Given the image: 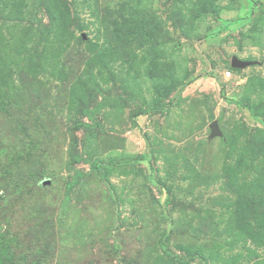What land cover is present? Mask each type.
<instances>
[{"label": "rangeland", "instance_id": "obj_1", "mask_svg": "<svg viewBox=\"0 0 264 264\" xmlns=\"http://www.w3.org/2000/svg\"><path fill=\"white\" fill-rule=\"evenodd\" d=\"M0 264H264V0H0Z\"/></svg>", "mask_w": 264, "mask_h": 264}, {"label": "water", "instance_id": "obj_2", "mask_svg": "<svg viewBox=\"0 0 264 264\" xmlns=\"http://www.w3.org/2000/svg\"><path fill=\"white\" fill-rule=\"evenodd\" d=\"M252 63L250 62H246V61H242V60H239L238 58L234 57L232 59V62H231V66L233 68H236V69H244V68H247L251 65ZM210 128H211V131H212V137H218L221 135V132L218 128V124L216 121H214L211 125H210ZM50 181L47 180L44 182V184L47 186V185H50Z\"/></svg>", "mask_w": 264, "mask_h": 264}, {"label": "trees", "instance_id": "obj_3", "mask_svg": "<svg viewBox=\"0 0 264 264\" xmlns=\"http://www.w3.org/2000/svg\"><path fill=\"white\" fill-rule=\"evenodd\" d=\"M45 182V181H44ZM44 182H43V184H44Z\"/></svg>", "mask_w": 264, "mask_h": 264}, {"label": "built area", "instance_id": "obj_4", "mask_svg": "<svg viewBox=\"0 0 264 264\" xmlns=\"http://www.w3.org/2000/svg\"><path fill=\"white\" fill-rule=\"evenodd\" d=\"M230 74V73H229Z\"/></svg>", "mask_w": 264, "mask_h": 264}]
</instances>
